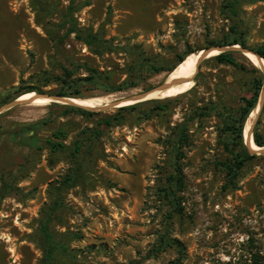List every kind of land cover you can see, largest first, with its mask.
<instances>
[{
    "label": "rangeland",
    "instance_id": "obj_1",
    "mask_svg": "<svg viewBox=\"0 0 264 264\" xmlns=\"http://www.w3.org/2000/svg\"><path fill=\"white\" fill-rule=\"evenodd\" d=\"M40 1L0 0V108L28 93L102 101L93 114L55 101L0 113V264L39 263L40 220L57 197L63 203L50 224L64 244L62 264H264V153L233 177L224 168L234 161L224 118L259 75L261 105L244 124L250 119L264 144V66L239 50L231 52L245 69L213 54L175 95L135 109L107 106L157 87L179 56L225 46L228 36L257 54L264 0H241L234 10L230 0ZM72 22L99 33L102 50L69 33ZM141 60L164 70L129 86ZM88 67L97 70L93 82ZM181 128L177 157L172 140ZM170 175L180 186L173 203L160 192Z\"/></svg>",
    "mask_w": 264,
    "mask_h": 264
},
{
    "label": "trees",
    "instance_id": "obj_2",
    "mask_svg": "<svg viewBox=\"0 0 264 264\" xmlns=\"http://www.w3.org/2000/svg\"><path fill=\"white\" fill-rule=\"evenodd\" d=\"M39 5H41L40 0H35ZM241 0H230L228 3L232 9L240 2ZM88 5V0L81 3V6ZM72 9V8H71ZM68 11L69 16H71L72 10ZM234 10V9H233ZM69 33H75V36L79 39H81L84 43L87 45H92L93 49L96 53H98L103 48V41L102 37L99 33H93L89 29L85 28H78L75 25V22H72V25H70L68 29ZM229 44H240L244 45V41L241 39V37L235 35L233 37H227L223 42L222 45H229ZM112 48V47H110ZM258 55L264 58V49L259 48L255 49ZM189 53V52H188ZM185 54V55H188ZM185 55H181L178 57V60L176 62V65L184 60ZM214 59H216L218 62L223 64H230L236 67H239L241 69H245L246 66L239 62L236 57L234 56V53L231 51H225L217 53L213 56ZM174 68V66L169 70L171 71ZM131 69V68H130ZM88 70L91 72V77H87L86 80H90V82L94 81V77H96L97 70L92 67H88ZM161 70H164L162 66H157L151 62H148L146 60H141L139 63L138 68L132 67L129 78H128V85L129 86H135L137 85L145 75H149L153 72H159ZM254 71L257 69L253 68ZM263 77L262 75H259L258 77H255L252 79V87H253V93L250 97H242V103L240 104L238 109L232 110L229 112L227 117L224 118V131L227 139L226 148L230 151V153L233 156V162L232 163H225L224 168L227 171V174L229 177H233L236 175L238 169L246 162L248 159L254 158L257 156L256 153H250L247 146L243 143V126L244 121L247 118L248 114L252 111V109L256 105L257 97L259 94V90L261 88V81ZM66 83V81H64ZM31 91V90H28ZM75 94L78 93V91L74 92ZM60 95H66L67 92L64 90L59 93ZM152 102H155V108H161L162 105H160L159 100H151ZM140 103H134L131 105H126L123 107H120V110H126V109H135ZM69 110L84 113V114H93V112H90L84 108L81 107H69ZM145 116H149V113L147 111H144ZM109 123V122H108ZM184 128H181L179 130V133L176 137L173 138L172 144L174 146L175 153L177 157H180L183 153L180 150V142L183 140L184 137ZM253 140L254 142L259 145L263 146V142L260 140L257 133L253 134ZM230 145V146H229ZM63 146L62 143H52V148L58 149L59 147ZM80 149V143H75V146L73 148L74 153L79 151ZM180 166L179 164L176 166V172L180 173ZM72 181V177L69 176L68 183ZM180 182V181H179ZM180 187L178 184V179L175 175H170L169 183L168 185L164 186L162 188L161 197L167 198L171 203L174 202V198L176 195L177 188ZM7 188V184H4L2 186V190H5ZM62 200L57 197L54 199L52 205L49 207V210L44 214V216L40 220V240L39 245L42 248L43 254L38 264H62L59 261H57L56 253L59 250H63V242L61 239H57L56 233L51 228V220L52 217L56 214V211L58 208L62 205ZM162 243L168 244L170 243V239H168L166 236L162 237Z\"/></svg>",
    "mask_w": 264,
    "mask_h": 264
},
{
    "label": "bare ground",
    "instance_id": "obj_3",
    "mask_svg": "<svg viewBox=\"0 0 264 264\" xmlns=\"http://www.w3.org/2000/svg\"><path fill=\"white\" fill-rule=\"evenodd\" d=\"M218 52V50L214 49L212 50L208 55H213L216 54ZM200 51L198 50V52L196 53H192L189 57L185 58L184 60H182L181 62H179L168 74L166 77V81H170L172 79H176V78H183L186 79V77L192 73L195 70V64H196V60L197 57L199 55ZM245 55L249 58V60L253 63V64H261L264 66V60L263 59H259L257 58L254 54L250 53V52H245ZM191 75V76H192ZM190 76V77H191ZM190 79V78H188ZM183 81L181 83H178L176 85H172L169 88L165 89V90H155L150 92L147 96H145L144 98H140V99H128V100H122L120 103H123L124 105L127 104H131L134 103L136 101H139L141 99H149L152 97H167V96H172L175 95L181 91H179V87L182 85ZM179 89V90H178ZM178 90V91H177ZM177 91V92H176ZM133 95H131L132 97ZM135 96V95H134ZM20 100H26V101H31V103L33 104H38V105H43V104H47L50 101H53L52 98L50 97H46V96H36L35 93H28L26 95L21 96L20 98H18ZM68 99V98H67ZM125 99V98H124ZM69 101H72L74 103L80 104V105H84V106H89V107H95V106H99L101 105V101L99 97L96 98H86V99H81V100H73V99H68ZM121 100V99H120ZM108 103L110 100H106ZM118 105V104H117ZM261 105V104H260ZM255 108V107H254ZM258 110V107H256L251 113H250V117ZM252 122V121H251ZM244 128H243V139L247 142V144L252 148V149H260V148H264V146H259L257 144H255L254 140H253V136L250 133V119L247 120L246 124H244Z\"/></svg>",
    "mask_w": 264,
    "mask_h": 264
},
{
    "label": "water",
    "instance_id": "obj_4",
    "mask_svg": "<svg viewBox=\"0 0 264 264\" xmlns=\"http://www.w3.org/2000/svg\"><path fill=\"white\" fill-rule=\"evenodd\" d=\"M218 50L217 53H220V52H225V51H233V50H239L241 51L243 54H245V52H250L252 54H254L257 58L259 59H263V57H261L260 55L254 53V52H251L249 50H245L244 48H242L239 44H229V45H225V46H220L218 48H207V49H199L200 53L197 57V60H196V64H195V70H194V73L193 75L190 77V79H194L195 77V73H196V70H197V67H198V64L204 59V58H207L209 57V53L212 51V50ZM216 53V54H217ZM211 56V55H210ZM182 81H184L183 78H176V79H172L170 81H164L163 83H161L160 85H158L157 87H154V88H151L149 89L148 91L144 92V93H140V94H137L135 96H133L132 98H127V99H123V100H128V99H140V98H144L145 96H147L150 92L152 91H155V90H165L167 88H169L170 86L172 85H176L178 83H181ZM263 94H264V88L262 90V97H263ZM36 96H45V95H40V94H36ZM46 97H50L48 95H46ZM261 97V98H262ZM53 99V101L55 102H61V103H64V104H70V105H75V106H78V107H81V108H84L86 110H91L92 108L94 107H89V106H84V105H80V104H77V103H74L72 101H69L67 99V97H62V96H55V97H50ZM143 100H146V99H141L139 101H143ZM122 100H119V101H115V102H112L110 103L109 105L107 106H118L117 104H119ZM139 101H136L134 103H137ZM26 102V100H20L17 98H15L14 100H12L11 102H9L8 104L4 105L3 107L0 108V113L6 109H9L10 107L16 105V104H19V103H24ZM132 104V103H131ZM261 104V99L259 101V106ZM122 106V105H120ZM259 106H258V110H259ZM250 133L252 135V131L250 130ZM244 144L247 146L248 150L250 151V153H256V154H261V153H264V148H260V149H252L248 144L247 142L244 141Z\"/></svg>",
    "mask_w": 264,
    "mask_h": 264
}]
</instances>
